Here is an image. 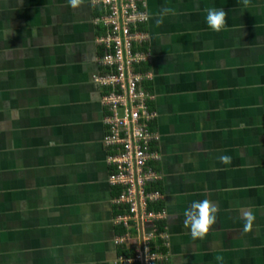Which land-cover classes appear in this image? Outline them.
Here are the masks:
<instances>
[{
	"label": "crops",
	"instance_id": "crops-1",
	"mask_svg": "<svg viewBox=\"0 0 264 264\" xmlns=\"http://www.w3.org/2000/svg\"><path fill=\"white\" fill-rule=\"evenodd\" d=\"M144 4L136 31L149 52L165 264H264V0ZM209 8L226 13L220 31ZM101 13L92 0H0V264H119L132 253L133 240L116 244L108 90L93 80ZM205 199L215 220L193 237L184 213Z\"/></svg>",
	"mask_w": 264,
	"mask_h": 264
},
{
	"label": "built area",
	"instance_id": "built-area-1",
	"mask_svg": "<svg viewBox=\"0 0 264 264\" xmlns=\"http://www.w3.org/2000/svg\"><path fill=\"white\" fill-rule=\"evenodd\" d=\"M144 1L92 0L102 10L96 24L104 28L96 40L103 73L93 80L108 90L101 99L106 111L103 146L108 183L118 190L111 201L117 211L113 221L124 231L116 244L128 247L133 240L132 253L121 255L119 264H165L168 260L164 211L149 208L159 203L162 194L153 187L159 180L152 168L157 157L151 149L155 135L150 130L156 113L148 107L150 97L143 86L151 78L142 70L149 60L144 47L147 39L143 31H136L147 21Z\"/></svg>",
	"mask_w": 264,
	"mask_h": 264
},
{
	"label": "clouds",
	"instance_id": "clouds-1",
	"mask_svg": "<svg viewBox=\"0 0 264 264\" xmlns=\"http://www.w3.org/2000/svg\"><path fill=\"white\" fill-rule=\"evenodd\" d=\"M69 3L75 6L76 0H69ZM226 13L223 9L209 8L206 15V23L214 31H220L225 24ZM159 23V21H157ZM222 161L227 162L229 157L221 156ZM216 206L209 204L208 200L193 202L185 211V223H190V232L193 237L202 236L210 224L215 220ZM251 220V216H248Z\"/></svg>",
	"mask_w": 264,
	"mask_h": 264
},
{
	"label": "trees",
	"instance_id": "trees-1",
	"mask_svg": "<svg viewBox=\"0 0 264 264\" xmlns=\"http://www.w3.org/2000/svg\"><path fill=\"white\" fill-rule=\"evenodd\" d=\"M116 196H117V195H116ZM116 196H115V197H116ZM155 206H156V204H154V205H150L149 208H150V209H154V210H160V209H156ZM158 228H159V226H158Z\"/></svg>",
	"mask_w": 264,
	"mask_h": 264
}]
</instances>
